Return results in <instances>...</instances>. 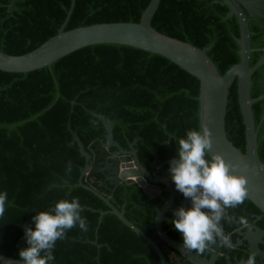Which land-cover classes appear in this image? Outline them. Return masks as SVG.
Here are the masks:
<instances>
[{
	"label": "trees",
	"instance_id": "1",
	"mask_svg": "<svg viewBox=\"0 0 264 264\" xmlns=\"http://www.w3.org/2000/svg\"><path fill=\"white\" fill-rule=\"evenodd\" d=\"M149 1L75 0L65 30L102 22H137ZM70 3L0 0V50L21 55L38 47L58 32ZM228 11L220 0H160L151 25L199 48L210 46L207 54L224 75L239 61L240 49L239 24ZM249 28L250 65H254L262 54L264 29L255 21ZM251 81L250 96L263 94L264 63ZM198 95L199 82L194 76L159 54L125 44L88 45L33 71L0 70V192L8 193L0 218V253L19 259V251L27 247L24 227L35 228V213L49 210L59 199L77 197L88 230H69L64 240L56 242L55 260L49 264H162L155 250L99 196L77 184L86 161L73 133L87 152L96 139L108 142L101 115L112 124L114 141L124 150L136 149L141 164L150 173L157 170L160 174L166 168L162 162L176 156L178 138L185 137L188 129L200 127ZM252 112L255 125L261 122L257 143L264 161V119L260 120L264 99L252 104ZM225 129L229 140L244 151L236 79L228 91ZM160 188L151 197L137 182L126 181L108 199L156 242L169 264H192L163 242L154 228L157 212L169 198L166 187ZM182 198H174L161 222L162 230L181 245L183 237L170 221L174 209L182 207ZM244 207L262 215L249 199ZM256 223L264 228V216ZM222 248L227 254L219 256L215 264H238L250 254L244 247L233 252Z\"/></svg>",
	"mask_w": 264,
	"mask_h": 264
},
{
	"label": "water",
	"instance_id": "2",
	"mask_svg": "<svg viewBox=\"0 0 264 264\" xmlns=\"http://www.w3.org/2000/svg\"><path fill=\"white\" fill-rule=\"evenodd\" d=\"M229 7L228 16L234 15L239 24L238 38L239 61L231 65L221 75L217 66L208 56L210 46L199 48L189 42L168 36L159 32L151 25V20L159 6L160 0H150L137 22H102L75 27L65 30V26L74 8L75 0H71L64 22L58 32L33 50L21 55H11L0 50V70L13 73L33 71L51 65L60 57L79 48L99 44L117 43L136 47L145 51L159 54L192 76L199 82V124L206 125L212 133L211 153H218L227 162L238 164L237 175H245L248 179V198L264 215V161L258 153V130L252 112V104L256 100L264 99V93L252 98L250 90L254 71L264 63V46L254 65H250L251 31L246 13L264 29V0H220ZM246 12V13H245ZM237 80L238 104L244 124L245 150L236 147L227 137L225 129V115L229 87ZM107 134L108 142L102 143L96 139L89 146L87 152L80 139L73 133L80 153L85 157V165L78 179V185L93 191L99 196L126 226L146 241L157 253L162 264H169L162 250L136 225L130 222L123 211L118 210L109 201L113 189L126 181L137 182L151 197L160 193V185L169 191L166 204L160 208L155 218L154 228L159 238L174 250L182 254L192 264H215V258L221 251L219 242L213 247L211 258L189 252L182 245L171 239L161 228L167 210L174 198L182 193L177 191L171 179L169 165L173 158L163 161L166 168L162 176L150 173L139 161L134 148L124 150L113 139L112 124L100 115ZM264 114L261 116V121ZM264 137V133L262 135ZM136 144L134 141L131 147ZM116 146L118 151L112 154L109 147ZM100 174L103 180L97 181L95 175ZM108 189V190H107ZM181 205L186 210L191 208V199L183 196ZM239 243H246L249 253L263 258L264 250L259 243H264V230L250 225L249 229L239 233ZM0 264H20L19 259L0 253Z\"/></svg>",
	"mask_w": 264,
	"mask_h": 264
},
{
	"label": "clouds",
	"instance_id": "3",
	"mask_svg": "<svg viewBox=\"0 0 264 264\" xmlns=\"http://www.w3.org/2000/svg\"><path fill=\"white\" fill-rule=\"evenodd\" d=\"M176 156L169 165L171 179L177 191L191 199V208L174 209L170 221L182 235V248L203 256L211 246L232 249L234 245L223 231L222 220L235 223L241 231L249 229L244 216L233 217L230 209L248 198V179L237 175L238 164L225 161L222 155L211 153L212 133L206 125L188 129L185 137L178 138ZM71 172V165L68 167ZM8 193L0 192V218L5 214ZM79 198L59 199L47 211L36 212L32 217L35 225L24 227L27 247L19 251L20 264H49L55 260L56 242L64 240L66 233L79 227L88 230L87 218L81 215ZM238 264H257L256 254L241 258Z\"/></svg>",
	"mask_w": 264,
	"mask_h": 264
},
{
	"label": "flooded vegetation",
	"instance_id": "4",
	"mask_svg": "<svg viewBox=\"0 0 264 264\" xmlns=\"http://www.w3.org/2000/svg\"><path fill=\"white\" fill-rule=\"evenodd\" d=\"M245 13H246V12H245ZM246 16H247V19H248V24H249L251 21H255V20H254L253 18H251L247 13H246ZM255 22H256V21H255ZM256 23H257V22H256ZM257 24H258V23H257ZM258 25H259V24H258ZM259 26H260V25H259ZM260 27H261V26H260ZM262 29H263V28H262ZM109 148H110V147H109ZM109 151H110V150H109ZM111 153H112V154H116L117 151H115V152H111ZM164 161H165V160H164ZM161 166H164V165H163V162H162ZM157 168L160 169V166H158ZM164 169H165V167H164ZM164 169H163V170H164ZM163 170H162V172H163ZM153 173H155L157 176H162V173L158 174V173H157V170H154ZM95 178L97 179L98 182H99L100 180H101V181L103 180V177H102V175H100V174L95 175ZM181 195H183V194H181ZM181 195H179V196H181ZM229 211H230V213L233 215V217L244 216V217L249 221V224H250V225H255V226H257V227H259V228H261V229L264 230V228L260 227V226L257 225V223H256V221L262 219V215H263V214L261 215V214H259V213L253 212V211H252V212H251V211H247V209H245V207H244V203L241 204V205H238V206L235 207V208L230 209ZM263 216H264V215H263ZM221 225H222V227H223V231H224V233H225L226 235L229 236L231 243L234 245V247H233L232 249H230V252H233L234 249H236V248H240V247H244V248L247 249V246H246V243H245V242H244V243H239V237H240L239 233L245 231L246 229H244L243 231H241V230H239V229L237 228V225H236L235 223L229 224L226 220H222V221H221ZM231 225H234V226L229 230L228 227L231 226ZM214 246H215V245L211 246L210 249H209L208 251L205 252L204 256H206L207 258H211V257H212V253L214 252V251H213V247H214ZM258 246H259L260 249L264 250V243L261 242V243H259ZM220 248H221V251L217 254V256H216V258H215V261L217 260V258H218L219 256H222L223 254H227V251H226V250H223V248H222L221 246H220ZM225 256H226L227 258H229L228 255H225ZM256 258L258 259V261H260L259 264H264V257H263V258H260V257L256 256Z\"/></svg>",
	"mask_w": 264,
	"mask_h": 264
}]
</instances>
